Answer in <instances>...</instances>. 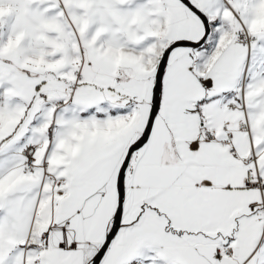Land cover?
I'll list each match as a JSON object with an SVG mask.
<instances>
[{
  "label": "snow or ice",
  "instance_id": "6c2138e0",
  "mask_svg": "<svg viewBox=\"0 0 264 264\" xmlns=\"http://www.w3.org/2000/svg\"><path fill=\"white\" fill-rule=\"evenodd\" d=\"M0 264H264V0H0Z\"/></svg>",
  "mask_w": 264,
  "mask_h": 264
}]
</instances>
